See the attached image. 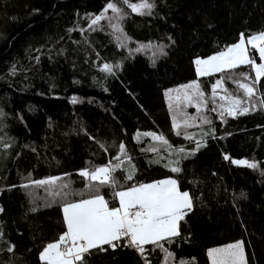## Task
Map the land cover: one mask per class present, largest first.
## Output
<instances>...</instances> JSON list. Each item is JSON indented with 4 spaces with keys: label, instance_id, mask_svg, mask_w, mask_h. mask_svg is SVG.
Returning <instances> with one entry per match:
<instances>
[{
    "label": "trees",
    "instance_id": "1",
    "mask_svg": "<svg viewBox=\"0 0 264 264\" xmlns=\"http://www.w3.org/2000/svg\"><path fill=\"white\" fill-rule=\"evenodd\" d=\"M155 2L152 16H139L129 9L123 29L135 41L159 42L171 36L175 45L167 49L166 57L156 61L155 67L148 55L136 54L123 61L119 78L103 79L92 64L94 60L103 62L97 60L96 53L111 61L127 55L126 50L116 48L109 35L111 29L86 32L84 36L67 30L77 23L86 28L85 14H98L106 0H0V108L7 113L0 136L6 133L15 141L7 155L0 147V229L16 245L14 254L0 253V264H5L10 255L13 264H41L39 251L58 239L61 230L60 197L49 196L44 187L25 189L20 185L54 176L61 178L58 184L69 183L70 190L86 192L79 170L88 162L105 164L115 155V149L106 154L79 133L81 125L98 140L115 141L117 145L123 141L140 181L170 175L163 163H150L156 159L154 153L141 151L152 141L142 137L137 143L133 139L137 130L164 133L174 147L194 146L170 131L164 91L195 78L191 60L196 55L211 54L235 42L240 32L247 35L264 30V0ZM41 45H45V54L37 64L26 51ZM53 46L49 59L47 48ZM61 48L65 53L58 55ZM13 63L18 69L15 76L8 74ZM241 70L250 72L245 66L237 71ZM220 75L201 78L207 93ZM225 87L242 95L231 81H225ZM72 96L81 102L69 103ZM253 103L258 104V100ZM206 114L213 120L216 138H208L206 148L183 161L181 174L183 188L199 199L182 224L181 237L171 245L165 243V247L176 254L175 264L181 258L190 264H209V247L240 239L245 242L250 264H264V108L258 106L235 119L228 117L224 123L216 113ZM189 131L198 133L199 129ZM160 154L166 153L161 150ZM224 154L255 160L260 167L253 170L233 165L223 159ZM106 198L112 199L110 191ZM34 206L36 212L31 211ZM88 264H138V257L130 250L109 249L107 253H95ZM169 264H173L171 259Z\"/></svg>",
    "mask_w": 264,
    "mask_h": 264
},
{
    "label": "snow or ice",
    "instance_id": "2",
    "mask_svg": "<svg viewBox=\"0 0 264 264\" xmlns=\"http://www.w3.org/2000/svg\"><path fill=\"white\" fill-rule=\"evenodd\" d=\"M156 7L155 0H135V2L106 0L98 14H85L86 28L77 23L67 31L68 33L79 31L81 36H84L86 32L90 34L103 31L106 27L110 28L109 35L114 38L116 48L126 50L127 55L111 61L103 59L97 52V60L103 62L97 64L94 60L92 64L102 74L103 79L108 77L117 79L123 69L124 60L133 58L136 54H145L148 55L151 65L155 67L156 61L166 57L167 49L175 45L176 41L171 36L162 37L159 42L150 40L144 43L133 40L124 31L122 22L129 15V9L131 13L139 16H152ZM102 21L106 23H101ZM59 39L63 40V37ZM164 40H167V43L163 42ZM55 43H59V40ZM74 43L80 42L74 41ZM84 43H89L87 37ZM130 43L136 46L129 47ZM44 48L45 45L37 49H31L30 46L26 55L39 64L41 56L45 54ZM54 50V46L47 48L49 59ZM33 52L36 54L33 55ZM64 53L63 48L57 50L58 55ZM254 54H258L259 63L253 58ZM85 63L88 61L85 60ZM191 65L195 78L175 88L166 89L164 97L171 117L170 131L177 137L182 136L189 145L194 146L174 147L164 133L155 131L137 130L133 137L137 143L141 142L142 137L151 139L152 144L141 151L154 153L156 159L150 163L163 162L170 175L149 182L140 181L136 176L137 167L133 163V157L123 141L117 145L115 141L108 143L98 140L81 125L79 133L87 136L104 153L109 154V149H115V155L107 163L94 165L88 162V166L79 170L78 175L85 181L86 192H74L70 190L69 183L58 184L61 178L54 176L29 180L28 183L20 185L25 189L33 186L44 187L49 196L54 199L60 197L58 202L62 211L61 230L58 239L54 238L44 244L39 251L41 264H88L95 253H107L109 249L113 252L117 249L132 251L138 257V264H169L170 259L175 264L176 254L165 247V243L171 245L181 237L182 224L187 222L186 217L194 209L195 201L199 199L181 184V174L184 172L182 163L195 157L202 148H206L208 138H216L213 120L206 113H216V118L224 123L228 117L235 119L239 115L255 110L258 106L264 108V99L260 98L264 96V91H261L264 89V80H262L264 30L247 35L245 32H240L235 42L217 48L211 54L196 55L191 60ZM242 66L249 68L250 72L237 71ZM19 70L24 69L21 67ZM17 71V64L13 63L8 74L15 76ZM217 73L221 75L210 84L209 94L201 78L212 77ZM249 80L250 83L247 82ZM94 81H96L95 77ZM225 81L234 83L238 90H242V95L229 91L225 87ZM100 84L103 87L102 81ZM103 90L107 92L108 88L103 87ZM258 92L260 96L257 95ZM253 100H258V104L253 103ZM79 102L81 101L76 96L69 98L71 104ZM189 108L195 109V115L187 111ZM6 116L7 113L0 108V132L6 127L3 124V118ZM192 128H198L199 132L189 131ZM14 143L15 141L6 133L0 136V147L3 148L4 155L8 154ZM161 150L167 155H161ZM223 159L233 165L245 166L253 170L260 167L255 160L233 159L227 154L223 155ZM261 174L264 175V169H261ZM109 191L111 200L106 198ZM45 206H50V203ZM37 210L35 206L31 208L32 212ZM2 211L3 209L0 208V212ZM15 248L16 245L7 240L3 230L0 229V253L14 254ZM153 256L157 258L155 261L152 259ZM207 257L209 264H250L245 242L240 239L217 247H209ZM5 264H13L11 255ZM178 264H190V262L181 258Z\"/></svg>",
    "mask_w": 264,
    "mask_h": 264
},
{
    "label": "rangeland",
    "instance_id": "3",
    "mask_svg": "<svg viewBox=\"0 0 264 264\" xmlns=\"http://www.w3.org/2000/svg\"><path fill=\"white\" fill-rule=\"evenodd\" d=\"M109 15H111V13L109 12ZM103 22V21H102ZM253 58L254 59H256L257 60V62L259 63V58H258V54H254L253 55ZM222 94V93H221ZM190 114H193V115H195V109L194 108H189L188 110H187ZM163 155V154H162ZM164 155H167V153L166 154H164ZM163 163V162H162Z\"/></svg>",
    "mask_w": 264,
    "mask_h": 264
}]
</instances>
